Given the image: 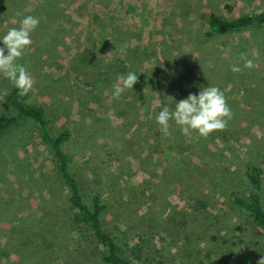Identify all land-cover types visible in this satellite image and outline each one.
<instances>
[{
  "label": "rangeland",
  "instance_id": "obj_1",
  "mask_svg": "<svg viewBox=\"0 0 264 264\" xmlns=\"http://www.w3.org/2000/svg\"><path fill=\"white\" fill-rule=\"evenodd\" d=\"M263 10L264 0H0V36L23 16L40 20L16 61L34 81L27 101L44 108L53 135L69 130V171L89 206L94 194L106 204L102 220L131 264L264 257V228L229 198L249 193L254 163L264 209V25L208 28L211 14ZM130 71L138 82L113 99ZM207 86L225 95L227 127L203 138L170 121L165 136L155 115ZM12 88L0 74V115L15 113ZM68 197L36 123L0 133V264H108Z\"/></svg>",
  "mask_w": 264,
  "mask_h": 264
},
{
  "label": "trees",
  "instance_id": "obj_2",
  "mask_svg": "<svg viewBox=\"0 0 264 264\" xmlns=\"http://www.w3.org/2000/svg\"><path fill=\"white\" fill-rule=\"evenodd\" d=\"M264 25V10L253 14H240L233 18H224L214 14L209 16L208 28L213 33L231 32L244 28ZM6 102L15 110L12 115H0V133L11 128L22 120L29 119L36 123L41 140L53 151L58 172L69 190V202L75 212L73 222L91 232L95 243L99 245V258L108 264H131L118 248L114 236L106 228L102 215L106 204L101 201L98 194L92 196V205L89 206L82 195L79 180L69 171V158L62 148V144L69 138V130L63 129L53 135L50 130L48 118L43 107L29 103L27 94L20 96L15 87L4 95ZM247 175L250 181V190L247 195L231 194L230 200L239 207L248 211L254 221L264 228V209L262 207L260 188L261 172L259 166L250 163Z\"/></svg>",
  "mask_w": 264,
  "mask_h": 264
},
{
  "label": "clouds",
  "instance_id": "obj_3",
  "mask_svg": "<svg viewBox=\"0 0 264 264\" xmlns=\"http://www.w3.org/2000/svg\"><path fill=\"white\" fill-rule=\"evenodd\" d=\"M22 16V13H17ZM19 27H12L0 36V74L8 79L18 89L20 96L26 95L33 87V78L30 72L22 64L16 61L24 55L25 50L32 44L31 33L38 27L40 20L37 17L23 16L17 21ZM244 61V67L252 68L253 60L243 54L240 57ZM234 72L240 71L236 65L231 66ZM138 82V75L128 72L126 75L117 76L112 85L113 99H119L126 89H132ZM4 95H7L5 90ZM2 99V97H0ZM233 113L227 104L225 95L218 87L207 86L198 94H189L186 98L175 103L174 109L163 106L154 119L161 132L170 135V121H174L184 133L194 131L199 137L207 138L214 131H221L227 127ZM258 264H264L262 257Z\"/></svg>",
  "mask_w": 264,
  "mask_h": 264
}]
</instances>
